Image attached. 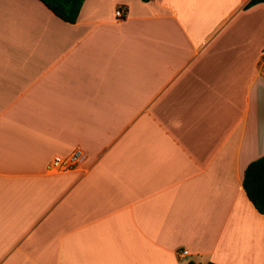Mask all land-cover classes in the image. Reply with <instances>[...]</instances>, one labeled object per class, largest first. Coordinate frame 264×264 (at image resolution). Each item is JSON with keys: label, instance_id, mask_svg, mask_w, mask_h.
Segmentation results:
<instances>
[{"label": "crops", "instance_id": "crops-1", "mask_svg": "<svg viewBox=\"0 0 264 264\" xmlns=\"http://www.w3.org/2000/svg\"><path fill=\"white\" fill-rule=\"evenodd\" d=\"M249 2L85 0L71 23L0 0V264H264Z\"/></svg>", "mask_w": 264, "mask_h": 264}, {"label": "trees", "instance_id": "trees-1", "mask_svg": "<svg viewBox=\"0 0 264 264\" xmlns=\"http://www.w3.org/2000/svg\"><path fill=\"white\" fill-rule=\"evenodd\" d=\"M61 19L74 23L77 21L85 0H41ZM150 1V0H143ZM264 2V0H250L248 6ZM243 187L248 198L261 213H264V155L253 160L245 169ZM189 264H201L190 261ZM204 264H217L209 261Z\"/></svg>", "mask_w": 264, "mask_h": 264}, {"label": "built area", "instance_id": "built-area-1", "mask_svg": "<svg viewBox=\"0 0 264 264\" xmlns=\"http://www.w3.org/2000/svg\"><path fill=\"white\" fill-rule=\"evenodd\" d=\"M116 15L118 18H124L126 16V8L124 6H120L116 9ZM81 150L77 149L70 157L63 158L56 156L52 162V166L56 169L60 168H69L73 164L77 163L81 158ZM187 250H183L181 255L187 254Z\"/></svg>", "mask_w": 264, "mask_h": 264}]
</instances>
